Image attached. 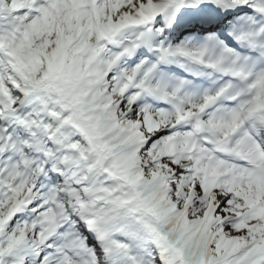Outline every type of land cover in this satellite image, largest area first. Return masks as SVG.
Returning <instances> with one entry per match:
<instances>
[{
	"label": "snow or ice",
	"instance_id": "snow-or-ice-1",
	"mask_svg": "<svg viewBox=\"0 0 264 264\" xmlns=\"http://www.w3.org/2000/svg\"><path fill=\"white\" fill-rule=\"evenodd\" d=\"M0 264H264V0H0Z\"/></svg>",
	"mask_w": 264,
	"mask_h": 264
}]
</instances>
